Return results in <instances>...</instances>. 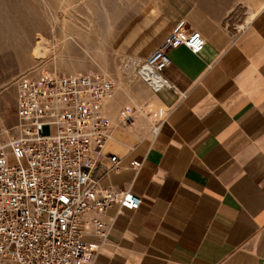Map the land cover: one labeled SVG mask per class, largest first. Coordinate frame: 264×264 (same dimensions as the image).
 <instances>
[{
  "label": "crops",
  "instance_id": "0c3cea01",
  "mask_svg": "<svg viewBox=\"0 0 264 264\" xmlns=\"http://www.w3.org/2000/svg\"><path fill=\"white\" fill-rule=\"evenodd\" d=\"M179 23L205 46L167 52L161 75L172 89L134 82L106 106L110 140L97 175L110 155L121 171L100 185L141 204L105 214L110 235L89 264H264V5L148 0L115 29L111 54L144 60Z\"/></svg>",
  "mask_w": 264,
  "mask_h": 264
},
{
  "label": "built area",
  "instance_id": "2783aa9c",
  "mask_svg": "<svg viewBox=\"0 0 264 264\" xmlns=\"http://www.w3.org/2000/svg\"><path fill=\"white\" fill-rule=\"evenodd\" d=\"M181 46L199 55L205 40L179 23L144 60L118 58V76L127 88L141 81L153 93L171 90L161 74L170 66L167 52ZM119 88L104 73H30L16 82V123L0 131V262L89 264L110 235L105 214L140 208L130 191L100 185L121 171L116 156L97 175L110 140L105 109ZM132 122V111L121 115L123 126ZM85 235L97 243L86 244Z\"/></svg>",
  "mask_w": 264,
  "mask_h": 264
},
{
  "label": "rangeland",
  "instance_id": "374dc122",
  "mask_svg": "<svg viewBox=\"0 0 264 264\" xmlns=\"http://www.w3.org/2000/svg\"><path fill=\"white\" fill-rule=\"evenodd\" d=\"M147 1L0 0V131L16 123V82L26 74L104 73L127 89L110 43L115 29Z\"/></svg>",
  "mask_w": 264,
  "mask_h": 264
},
{
  "label": "bare ground",
  "instance_id": "6f19581e",
  "mask_svg": "<svg viewBox=\"0 0 264 264\" xmlns=\"http://www.w3.org/2000/svg\"><path fill=\"white\" fill-rule=\"evenodd\" d=\"M258 12V11H257ZM249 19V18H248ZM247 19V20H248ZM247 20H245V21H247ZM244 24V23H243ZM242 24V25H243ZM38 51L43 55V56H45L46 55V50H44V49H41V48H38Z\"/></svg>",
  "mask_w": 264,
  "mask_h": 264
}]
</instances>
